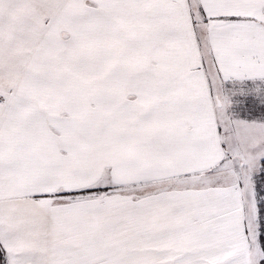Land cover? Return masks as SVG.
Masks as SVG:
<instances>
[{
	"label": "snow or ice",
	"instance_id": "6c2138e0",
	"mask_svg": "<svg viewBox=\"0 0 264 264\" xmlns=\"http://www.w3.org/2000/svg\"><path fill=\"white\" fill-rule=\"evenodd\" d=\"M0 264H264V0H0Z\"/></svg>",
	"mask_w": 264,
	"mask_h": 264
}]
</instances>
